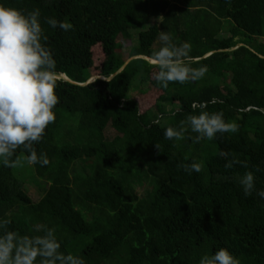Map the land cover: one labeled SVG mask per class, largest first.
<instances>
[{
  "label": "trees",
  "instance_id": "16d2710c",
  "mask_svg": "<svg viewBox=\"0 0 264 264\" xmlns=\"http://www.w3.org/2000/svg\"><path fill=\"white\" fill-rule=\"evenodd\" d=\"M0 3L40 9L58 76L75 84L119 74L127 64L119 57L121 37L131 39L133 30L158 17L160 23L138 34L131 60L149 59L160 32L168 31L190 43L193 67L208 68L199 81L167 88L145 60L133 61L112 82L79 87L58 80L56 120L34 143L50 160L33 164L50 184L46 194L34 202L15 167L0 163V218L11 221L8 230L42 235L36 225L54 229L61 251L86 264H199L220 248L241 264H264V197L258 194L264 190V0ZM49 17L71 27L52 28ZM136 82L149 93L132 98ZM200 111L222 112L238 130L199 142L191 132L183 140L165 137L167 127ZM110 129L117 136H108ZM21 154L27 152L18 148L13 159ZM233 158L239 163L226 167ZM193 160L202 170L189 174L182 165ZM248 171L256 177L250 195L239 182ZM145 179L150 188L142 194Z\"/></svg>",
  "mask_w": 264,
  "mask_h": 264
},
{
  "label": "clouds",
  "instance_id": "9594fccd",
  "mask_svg": "<svg viewBox=\"0 0 264 264\" xmlns=\"http://www.w3.org/2000/svg\"><path fill=\"white\" fill-rule=\"evenodd\" d=\"M40 17L38 8L24 11L0 3V163L6 167L22 162L50 163L47 154H38L34 147L46 128L55 122V108L60 100L56 91V60L46 43L48 36ZM46 23L65 31L71 27L54 17L46 18ZM158 40L160 46L154 49L148 62L154 66L153 78L161 87L167 88L170 82L199 81L205 76L206 65L192 66L190 43L177 42L168 31H161ZM237 130L238 124L226 121L222 112L200 111L188 115L177 127H167L164 135L167 139L183 140L191 132L196 133L193 141L199 142ZM156 147L159 149L158 144ZM18 148L27 152L23 161L19 156L13 159ZM236 163L239 161L233 158L225 166L231 168ZM182 167L189 174L200 172L202 162L193 160ZM255 180L252 171L240 178L246 195L256 190ZM258 194L264 197V190ZM10 223L9 219L0 218V264H86L82 257L61 251L62 244L54 229L38 224L36 231L42 229V235H21L7 229ZM199 264H241V261L227 248H220L213 255H203Z\"/></svg>",
  "mask_w": 264,
  "mask_h": 264
},
{
  "label": "rangeland",
  "instance_id": "374dc122",
  "mask_svg": "<svg viewBox=\"0 0 264 264\" xmlns=\"http://www.w3.org/2000/svg\"><path fill=\"white\" fill-rule=\"evenodd\" d=\"M162 20V17L158 18H153L151 19L150 23L145 26V28H142L140 30H133L132 34L133 37L131 39H125L121 37V49L119 50V57L122 60H126L129 62L131 60V55L132 51L135 46L139 44V36L138 34L141 31H145L149 28L150 25L154 23H160ZM228 34H223V36H227ZM262 42H264V39H261ZM102 57H98L97 62H101ZM96 78V77H94ZM94 78L91 79V82H93ZM137 82L135 83V87L132 90L131 97H142L143 95H147L148 92V85H139L136 86ZM146 97V96H145ZM145 102L146 104H150V100L146 99ZM108 136L110 137H115L117 136V131L115 129H110L108 130L107 133ZM25 155L21 154L20 158L23 161ZM15 172L18 177H20L24 182H25V190L28 193V195L32 198L34 202H39L42 197L46 194L48 188H49V183L40 179L35 172V168L32 165L27 164L26 162H22L20 165L15 166ZM150 181L145 179L144 186L140 188V192L144 194V192L150 188L149 186ZM72 254H76L75 252H72Z\"/></svg>",
  "mask_w": 264,
  "mask_h": 264
},
{
  "label": "water",
  "instance_id": "95a60500",
  "mask_svg": "<svg viewBox=\"0 0 264 264\" xmlns=\"http://www.w3.org/2000/svg\"><path fill=\"white\" fill-rule=\"evenodd\" d=\"M240 47V45L239 46H237V47H235V48H233V50L234 49H237V48H239ZM213 53H209L206 57H205V59H207V57H209L210 55H212ZM260 57H261V59H264V56H262V55H260ZM136 60H145V61H149V59H148V57H146V56H137V57H134V59H132V60H130L129 62H127V64L125 65V67L123 68V72L127 69V67L133 62V61H136ZM198 61V60H197ZM123 72H120L119 74H117V75H115V76H113V77H111L110 79H105V78H99V77H96V78H94L93 80L95 81V80H102V81H106V82H112L113 80H115L120 74H122ZM58 80H63V81H65V82H68V83H71V84H74L75 86H79V87H86V86H88V85H90V84H92L93 82H91V80H89L87 83H85V84H75V83H72L66 76H63V75H61V76H58Z\"/></svg>",
  "mask_w": 264,
  "mask_h": 264
}]
</instances>
